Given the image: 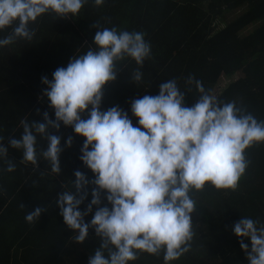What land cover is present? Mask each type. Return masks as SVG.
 <instances>
[{
    "label": "trees",
    "instance_id": "trees-1",
    "mask_svg": "<svg viewBox=\"0 0 264 264\" xmlns=\"http://www.w3.org/2000/svg\"><path fill=\"white\" fill-rule=\"evenodd\" d=\"M0 264H264V0H0Z\"/></svg>",
    "mask_w": 264,
    "mask_h": 264
},
{
    "label": "rangeland",
    "instance_id": "rangeland-1",
    "mask_svg": "<svg viewBox=\"0 0 264 264\" xmlns=\"http://www.w3.org/2000/svg\"><path fill=\"white\" fill-rule=\"evenodd\" d=\"M238 78V74L234 75L232 78L230 77H225V76H221L216 85L214 86L212 92H211V100L214 99L219 93L222 92V90L233 80L237 79ZM209 135H212V136H215L216 138V141H219V136L216 132H211L209 133ZM217 161H220L219 158H216Z\"/></svg>",
    "mask_w": 264,
    "mask_h": 264
}]
</instances>
